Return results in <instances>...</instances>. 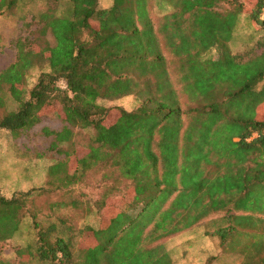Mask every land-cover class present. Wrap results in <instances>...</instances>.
<instances>
[{
  "label": "trees",
  "instance_id": "trees-1",
  "mask_svg": "<svg viewBox=\"0 0 264 264\" xmlns=\"http://www.w3.org/2000/svg\"><path fill=\"white\" fill-rule=\"evenodd\" d=\"M245 1L66 0L60 13L52 0L32 17L0 73V110L11 107L0 131L18 136L61 118L45 134L72 150L49 169L53 189L0 193V245L30 214L35 240L16 252L25 264H175L166 241L204 220L220 218L219 238L236 218H264V39L248 61L228 46ZM25 2L0 0V16ZM249 16L264 31V0ZM39 64L48 71L28 91ZM132 96V110L100 104ZM84 131L92 136L77 139ZM77 148L86 154L70 170ZM91 182L97 195L77 198L74 187ZM52 191L63 199L51 211L71 207L76 223L39 218L31 201ZM92 213L97 225L85 222Z\"/></svg>",
  "mask_w": 264,
  "mask_h": 264
},
{
  "label": "rangeland",
  "instance_id": "rangeland-1",
  "mask_svg": "<svg viewBox=\"0 0 264 264\" xmlns=\"http://www.w3.org/2000/svg\"><path fill=\"white\" fill-rule=\"evenodd\" d=\"M58 1V11L61 13L67 9L68 5L66 0ZM50 4H52V0H26L14 11L0 16V73L15 62L17 52L14 44L20 37L29 35L30 28L27 27V24L31 22L32 17L38 15ZM111 5L112 0H100L102 8H108ZM244 5L245 13L241 15L233 40L228 46L234 55H239L243 61H248L263 52L258 43L264 39V31L249 16L255 5V0H247ZM32 27L31 30L34 31L36 25L33 24ZM48 38L54 43L51 35ZM42 71H48L45 64L37 65L28 73L25 80L28 91L37 83ZM62 82H59L61 87L63 86ZM7 90L8 88L5 87L4 92L6 93ZM100 104L105 106L117 105L132 110L137 106V101L132 96L114 102L101 101ZM9 109H11L10 106H8ZM8 110L1 109L0 118ZM117 116L118 113L114 111L110 120L114 121ZM259 118L264 119V106L260 108ZM62 127L61 118L44 116L38 126L18 136H14L8 131H0V193L3 196L11 198L17 192H27L42 187L53 189V186L49 185V169L65 160L66 157L63 152L72 150V146L70 143H65L60 145V150L52 148L54 137L45 134V131H59ZM91 136V131H84L77 136V139H88ZM85 154V149L77 148V152L70 163V170L74 169L76 160ZM93 182L90 185L86 184V186H75L77 198L85 199L88 196L90 198L96 196L97 191L93 188V186L96 187V183ZM82 191L87 196H79ZM62 199L61 192L52 191V193L36 195L31 204L33 202L37 207L35 210L41 211L39 218L45 223L55 216L73 220L76 223L75 213L71 207H56L54 212L51 211L50 206L59 203ZM219 220L218 216H212L199 224L197 231H193L194 233L192 231L187 233V231L175 239L167 240L166 244L170 249L174 263L264 264V218L256 216L236 218L232 222L233 226L225 228L218 238L215 233L217 232L216 222ZM85 222L97 225L99 215L92 213ZM223 223L224 221L221 223L222 227ZM77 224L82 225L83 223ZM35 234L36 231L32 226L30 214H27L20 231L12 239L0 245V264H25L16 252L34 242ZM259 236L261 237L258 238ZM191 237L195 242L193 245H188V239ZM179 238H182V246L180 240L176 241ZM222 240H228L226 245ZM32 264L41 263L35 261Z\"/></svg>",
  "mask_w": 264,
  "mask_h": 264
},
{
  "label": "built area",
  "instance_id": "built-area-1",
  "mask_svg": "<svg viewBox=\"0 0 264 264\" xmlns=\"http://www.w3.org/2000/svg\"><path fill=\"white\" fill-rule=\"evenodd\" d=\"M62 84H63L62 87H61L60 85H59V86H60L62 89H66V88H67V85H66L65 81H63Z\"/></svg>",
  "mask_w": 264,
  "mask_h": 264
},
{
  "label": "crops",
  "instance_id": "crops-1",
  "mask_svg": "<svg viewBox=\"0 0 264 264\" xmlns=\"http://www.w3.org/2000/svg\"><path fill=\"white\" fill-rule=\"evenodd\" d=\"M179 240H180V245H181L182 244V238L176 239V241H179Z\"/></svg>",
  "mask_w": 264,
  "mask_h": 264
}]
</instances>
